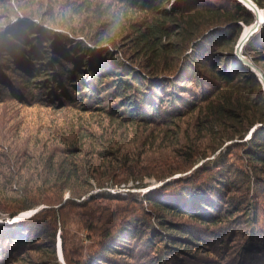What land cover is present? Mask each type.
<instances>
[{
	"label": "trees",
	"instance_id": "trees-1",
	"mask_svg": "<svg viewBox=\"0 0 264 264\" xmlns=\"http://www.w3.org/2000/svg\"><path fill=\"white\" fill-rule=\"evenodd\" d=\"M116 1L115 12L105 5L95 18L81 17L95 10L86 0L68 5L70 15L22 9L40 21L5 27L17 8L0 0L8 10H0V102L70 106L108 120L62 127L42 143L35 168L8 161L0 213L37 209L0 227V264L43 244L45 264H61L58 230L67 264H264V91L234 53L253 12L239 0ZM253 1L264 10V0ZM135 13L145 28L124 34L123 20ZM174 27L181 40L164 42ZM154 49L175 52L160 58H176L167 72L135 60L156 61ZM243 53L264 63V18ZM200 103L206 115L198 126L208 132L156 156L137 137L125 144V128H168ZM175 173L185 174L170 178ZM147 179L161 183L131 190Z\"/></svg>",
	"mask_w": 264,
	"mask_h": 264
},
{
	"label": "rangeland",
	"instance_id": "rangeland-1",
	"mask_svg": "<svg viewBox=\"0 0 264 264\" xmlns=\"http://www.w3.org/2000/svg\"><path fill=\"white\" fill-rule=\"evenodd\" d=\"M83 0H12V6L14 5L17 8V12H22V9L26 12L30 10L34 15H60L64 12V15H70V7L73 5L76 7L78 3H81ZM91 2V7L94 8V11L89 12V15H82V18L89 17H98V11L102 12L105 9V5L109 7L108 13L115 12L119 2L116 0H86ZM254 4H256L253 0H251ZM70 7H69V6ZM257 5V4H256ZM39 6V8H35ZM111 6V7H110ZM258 6V5H257ZM23 7V8H21ZM259 7V6H258ZM261 10L262 8L259 7ZM1 11H8L7 8L0 7ZM260 10V12H261ZM35 11V12H33ZM17 12H9L10 16L16 14ZM37 12V13H36ZM124 12H129V10H125ZM108 16V15H107ZM125 16V15H123ZM143 16L140 13H135L133 15H126L128 19L123 20L124 34H131L134 33L135 30L145 28L146 20H143ZM262 16L264 18V11H262ZM106 17V16H103ZM38 18V16H37ZM69 18V16H67ZM5 18H1L0 20L3 21ZM0 21V24H1ZM10 20L4 25L5 27L9 25ZM75 22V21H74ZM262 23V22H261ZM251 24V23H250ZM250 24H241L239 36L237 37L236 41L245 35L246 30L245 28L248 27ZM260 26V25H259ZM258 26V27H259ZM142 27V28H141ZM257 30V29H256ZM256 30L254 32H256ZM180 35V28L174 27L172 32L169 36L162 38L164 42H179L181 40ZM251 36V35H250ZM249 39V38H248ZM247 42V41H246ZM245 42V43H246ZM244 43V45H245ZM236 44V42H235ZM144 47H148L146 44H143ZM129 52V47H125ZM150 48V47H149ZM244 48V46H243ZM129 49V50H128ZM185 47H181L182 53L189 52L190 49ZM156 52L155 54L158 55L155 60H151L148 58V61L145 58V54L136 56L135 60L139 61L142 65H146V63L151 64L153 67H157V70L162 72H167L162 67L164 64L175 65L176 58H170L169 62H164L160 58H168L170 54H175V52H161L158 49H154ZM155 55V56H156ZM243 55L250 60L254 67H249L252 71L255 72L257 75V69L263 72L262 66L264 63L258 62V58L255 57L252 53L251 54H244ZM146 67H148L146 65ZM258 77V76H257ZM262 86V85H261ZM218 102V101H214ZM202 107H204L203 103H200L199 106H196L191 112H186L184 115L180 116L175 120V122H170V126L167 128L165 125H139L138 128H129L124 129L126 132V137L124 138L125 144H132L131 137H137L142 141H146L145 148H150L147 150V156H156L158 155L159 151H172L175 149L177 142L181 140L186 135L190 134L191 139H194L197 133H203L205 130H201L198 125L203 122L205 119V115L202 112ZM237 111V110H236ZM89 124L91 127H98L99 123L106 125L108 120L101 117L96 116L90 113H80L76 111L73 107L67 106L64 108H50L43 105H20L18 102H11L9 100L5 102H0V173H5L8 170V161L13 159L15 165L22 164V166H28L35 168L39 166L38 164V157L41 155L40 148L42 143L48 139L49 136H53L55 132H58V135H61L63 128L66 125L76 126L81 123ZM226 125V124H225ZM223 125L220 123L218 124L217 128H221ZM100 127V126H99ZM134 127V126H131ZM205 134V133H204ZM208 133L202 139H208ZM59 140L52 139V142L57 143ZM138 141V139H137ZM151 143V144H150ZM204 145V144H203ZM202 145V147H203ZM200 147L201 149H203ZM36 149V150H34ZM39 153H38V152ZM202 151V150H200ZM205 151V150H204ZM213 155L211 154L208 158H212ZM207 158V157H206ZM205 158V159H206ZM202 159L199 161L202 162ZM24 168V167H23ZM32 170V168H31ZM7 174V173H5ZM149 184L146 187H139V188H131L134 193L142 194L146 191L151 190L154 186L158 185L161 182H156L153 179H147ZM110 192H116L118 190H124V188L120 187L116 189V187H109L107 188ZM106 189V190H107ZM68 192L64 193V196H67ZM85 199L88 196H84ZM31 210H27L26 213L20 214L17 219H21L24 217H28ZM25 212V211H24ZM12 220H9L7 215L4 213H0V227L5 224H9ZM59 230L57 231V238L55 243L56 254L58 253L60 258L61 264H67L64 260L63 256V249H62V242L61 236L58 235ZM46 244H43L40 250L29 249L25 256L16 262V264H30V262H37V264H45L46 259L48 258L49 251L45 249ZM61 248V249H60ZM58 249V250H57ZM21 255V254H20ZM57 256V255H56ZM16 259V258H15ZM264 261V259L262 260ZM15 260H9L5 263L12 264Z\"/></svg>",
	"mask_w": 264,
	"mask_h": 264
},
{
	"label": "water",
	"instance_id": "water-1",
	"mask_svg": "<svg viewBox=\"0 0 264 264\" xmlns=\"http://www.w3.org/2000/svg\"><path fill=\"white\" fill-rule=\"evenodd\" d=\"M241 3H243L248 9H250L253 14H254V21L250 24L249 29L246 31L245 35L242 37V39H238L236 41L235 47H234V53L236 54L237 57H239L240 59H242V61L247 64L249 67H254L253 63L248 60L244 55H243V46L244 43L248 40V38L250 37V35H252L254 33V31L258 28V26L261 24V22L263 21V16H262V11H264L263 9L261 10L256 4L254 6V3L251 0H239ZM261 10V12H259ZM17 19H22V20H28V21H36L39 22V18H35L32 16H26L25 14H23L22 12H17V14H14L12 16L9 17L10 22L17 20ZM55 27V26H54ZM56 29H60L57 26L55 27ZM257 76L258 79L262 85V89L264 91V74L263 72H261L260 70L257 69ZM253 130V128L251 129ZM248 137V136H247ZM186 173V172H185ZM185 173H175L174 175L170 176V178L173 177H177V176H181L184 175ZM168 180V179H167ZM36 208L33 209H29L31 210V212H34ZM27 210L22 211L20 213H18L16 216L12 217V218H8L9 220H15L17 219V217L20 214L26 213ZM61 249V248H60ZM58 250V249H57ZM57 255V259L58 261L60 260L58 253ZM61 261V260H60ZM59 261V262H60Z\"/></svg>",
	"mask_w": 264,
	"mask_h": 264
},
{
	"label": "bare ground",
	"instance_id": "bare-ground-1",
	"mask_svg": "<svg viewBox=\"0 0 264 264\" xmlns=\"http://www.w3.org/2000/svg\"><path fill=\"white\" fill-rule=\"evenodd\" d=\"M254 6H255V4H254ZM259 12H260V11H259ZM245 30L247 31V30H248V27H246Z\"/></svg>",
	"mask_w": 264,
	"mask_h": 264
}]
</instances>
